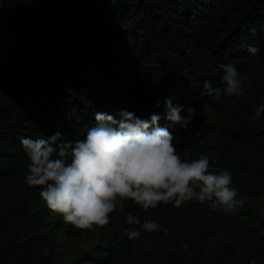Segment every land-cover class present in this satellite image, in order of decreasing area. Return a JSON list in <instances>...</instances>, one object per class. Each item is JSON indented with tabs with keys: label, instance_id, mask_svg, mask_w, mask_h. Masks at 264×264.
<instances>
[{
	"label": "trees",
	"instance_id": "16d2710c",
	"mask_svg": "<svg viewBox=\"0 0 264 264\" xmlns=\"http://www.w3.org/2000/svg\"><path fill=\"white\" fill-rule=\"evenodd\" d=\"M39 1L0 0L1 264H50L44 238L23 243L13 236L36 223H55L39 188L24 182L29 160L20 137L57 130L82 137L97 110L128 109L147 117L162 111L154 108L157 101L172 96L199 112L187 130L161 120L176 134L181 155L208 152L233 173L240 197L264 193V116L252 118L254 105L264 101V0H57L51 10L30 9ZM249 44L261 49L259 60L247 54ZM229 61L252 86L219 103L204 94L203 82L220 84L217 65ZM204 113L233 122V136L218 154L197 135ZM128 212L146 215L126 201L122 215L111 220V239L68 264H119L130 258L134 242L123 235ZM150 214L180 230L184 223L198 224L199 209L197 203L161 205ZM162 264H264V219L220 242L210 261L177 248Z\"/></svg>",
	"mask_w": 264,
	"mask_h": 264
},
{
	"label": "clouds",
	"instance_id": "9594fccd",
	"mask_svg": "<svg viewBox=\"0 0 264 264\" xmlns=\"http://www.w3.org/2000/svg\"><path fill=\"white\" fill-rule=\"evenodd\" d=\"M246 52L260 59L259 47L249 44ZM217 67L222 71L220 84L203 82V92L212 100L222 103L226 97H240L252 86L235 62H219ZM174 101L172 96L157 101L154 108L162 111L147 117L128 109L114 114L97 110L94 124L79 138L60 130L37 138L21 136L19 143L29 160L25 184L39 188L47 208L81 231L107 226L112 214L123 212L126 201H132L146 214H125L123 235L132 241L143 233L170 232L151 217L150 210L161 205L182 208L198 203L237 215L244 199L233 173L219 167L208 152L181 155L176 134L161 124L163 119L187 130L199 115L196 108ZM254 109L252 118L259 120L264 101Z\"/></svg>",
	"mask_w": 264,
	"mask_h": 264
},
{
	"label": "rangeland",
	"instance_id": "374dc122",
	"mask_svg": "<svg viewBox=\"0 0 264 264\" xmlns=\"http://www.w3.org/2000/svg\"><path fill=\"white\" fill-rule=\"evenodd\" d=\"M56 1L40 0L30 9L45 12L53 9ZM232 125L231 121L225 122L216 115L204 113L197 123V135L210 153L218 154L227 142L228 136H233L229 132ZM243 199L244 206L237 215H225L221 211H213L206 205L197 203L199 216L196 226L191 222L184 223L180 230L169 228L170 232L167 235L157 232L150 237L143 236L133 241L131 257L121 260L119 264H162L177 248H183L198 258L210 261L220 242H229L243 234L246 226L257 228L259 221L264 219V193L255 199H250L249 196H244ZM190 205L193 203L188 206ZM114 215L119 217L122 212L113 213L112 216ZM51 220L55 223L47 225L41 221L42 223H36L33 228L13 233V236L20 238L23 243L37 235L44 238L47 243L42 250L49 258L50 264H68L93 248H101L111 239L113 231L111 222L103 228L81 231L64 223L62 217L56 214L51 215Z\"/></svg>",
	"mask_w": 264,
	"mask_h": 264
}]
</instances>
